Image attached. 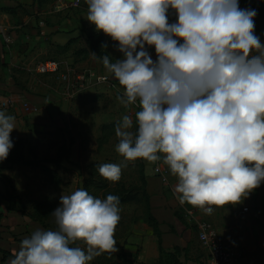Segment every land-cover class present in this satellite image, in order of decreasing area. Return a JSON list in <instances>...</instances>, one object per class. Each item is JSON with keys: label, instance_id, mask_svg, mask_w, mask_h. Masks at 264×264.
<instances>
[{"label": "clouds", "instance_id": "obj_1", "mask_svg": "<svg viewBox=\"0 0 264 264\" xmlns=\"http://www.w3.org/2000/svg\"><path fill=\"white\" fill-rule=\"evenodd\" d=\"M84 2L86 19L119 42L122 58L102 57L123 88L118 99L139 109L115 126L116 151L124 161L155 162L162 153L177 178L173 192L179 202L206 214L213 206L241 202L259 187L264 182V43L255 34L257 11L241 8L239 0ZM170 9L177 17L172 23ZM14 121L0 109V161L14 146ZM126 166L96 168L115 182ZM119 204V196L102 199L85 188L62 195L51 213L57 227L24 238L10 264H89L101 251H117ZM76 241L86 250L73 246Z\"/></svg>", "mask_w": 264, "mask_h": 264}, {"label": "crops", "instance_id": "obj_2", "mask_svg": "<svg viewBox=\"0 0 264 264\" xmlns=\"http://www.w3.org/2000/svg\"><path fill=\"white\" fill-rule=\"evenodd\" d=\"M169 13V23L175 22L177 19L175 10L170 9ZM87 14V5L84 0H79L78 4L77 0H0V36L3 42L1 43L0 41V109H6L7 114L15 117V126L24 121L28 116L26 114L32 116V111L36 109L39 111L40 105H37L39 104V97H37L38 95L35 91L38 90L37 85L39 82L36 81L38 79L37 75L40 74L35 73L34 69L40 62L52 60L49 57L55 56L60 58L58 59L59 61L74 64V61H77L74 60V54L77 49V51H82L83 60L80 62L81 64L76 63L74 65L84 69H91L97 73L100 72L96 64H90L91 59H89V56L95 52L88 50L85 42L89 31L94 28L96 29L95 25L86 19ZM100 32L106 38L108 49L117 55L122 54L118 51L119 42L114 41L102 30ZM260 39L264 43V36L261 35ZM70 42L71 44L68 45ZM77 45L80 48H76ZM148 51L153 60H155V48L151 46L148 48ZM29 61H32V63H28ZM27 72L31 74V80L27 77H22ZM40 76L50 77L57 84L50 85L55 96L60 98L58 102L52 105V108H56V111L53 112H57L59 110L57 103H61V100L63 102L65 100L68 101L71 91L61 85L52 75ZM21 80H24L25 83L21 84ZM27 81L31 83L28 82L27 84ZM28 98L32 101H29ZM51 100L54 101L49 97L46 105ZM23 112L26 114H23ZM132 113L134 114L135 112ZM56 119L59 118L57 117ZM17 127L18 129L20 128L19 126ZM18 129L15 132H11L10 136L12 138L18 133ZM21 137L22 135L17 139ZM12 149L10 152H12ZM24 155L29 160L26 154ZM4 161L7 160L4 159ZM30 161L33 162L35 159L31 158ZM1 164L3 163L0 161V168ZM149 168L154 171V166L151 169V166L146 164V179ZM153 173L155 175V172ZM259 191L262 193L258 194ZM252 192L254 194H251ZM247 199L252 203L251 207H240L239 203L229 204L222 208L216 207L210 215L202 216V218L206 217L219 226L217 215L220 213L224 223L223 230L228 232L233 240V248L237 255L234 264H264V255L261 258L238 256L239 250H249L251 246L254 248L255 245L256 248L264 250V225L261 224L262 222L264 223V210L262 207L264 204V182L252 190L242 201ZM177 201L179 202L178 199ZM150 203L152 213L160 223L164 249L166 251H173L175 247L184 249L180 260L185 264L182 256L187 254L189 245L192 243L193 234L198 236L196 226L192 224L184 212V206H192L179 202L184 220L179 219L180 223H178L175 213L179 210L171 208V210H161L158 208L159 204H157V201H153V197L152 199L150 197ZM245 208H248V211H244ZM28 213L17 207L16 204L15 210H12L10 195L0 189V215L2 216L0 217V249L7 253L4 255L0 252V264H10V261L19 249L20 242L24 238L30 237L35 230L56 228L53 225H44L39 221L33 220L28 216ZM125 215H128V218L133 216V214ZM125 215H123V218H125ZM124 221L125 224L118 228L127 232L125 243L121 248L123 258L117 259L118 264H159V240L152 226L146 222V217H144V220L141 219L140 222ZM253 223H256L257 227H252ZM218 228L222 230L220 226ZM180 233L184 236L185 233H188V240L186 242L183 236V238L180 237ZM207 262L208 256L206 253V264Z\"/></svg>", "mask_w": 264, "mask_h": 264}, {"label": "rangeland", "instance_id": "obj_3", "mask_svg": "<svg viewBox=\"0 0 264 264\" xmlns=\"http://www.w3.org/2000/svg\"><path fill=\"white\" fill-rule=\"evenodd\" d=\"M258 36L260 37L261 35L259 34ZM0 41L3 43L1 36ZM76 48L80 47L77 45ZM105 50H107L106 54H109L111 62L123 57L122 54L117 55L112 53L108 47L105 48ZM82 56V51H77L76 49L74 60L77 61H74V64H81L80 62L83 60ZM49 59L58 60L60 58L53 56L52 58L49 57ZM89 59H91V65L96 64L100 69L99 74L110 75L112 79L116 81V88L97 84L90 86V88L84 92H79L75 95L71 93L68 97L69 100H65V103L61 100V103H57L59 105V110L53 112L56 111V108H52V105L58 102L60 98L55 96L50 85L57 84L52 78L50 79V77L37 75L38 79L36 82L39 83L37 85L38 90L35 92L38 95L37 97H39V104H37L38 106L40 105L39 111L38 109L32 111V116L23 112V114L28 116L22 123L17 124V126L20 127L19 129L15 126L16 128L12 131L15 132V130H19L13 138L11 137L13 145H16V147L22 150L29 160L33 158L35 161H33L34 163L31 166L22 163H14L9 157L6 158L7 161H1L3 164H1L0 168V189L3 192H7L9 195L13 194L16 196V206L23 209L25 212L34 213L36 206L41 202H48L54 211V209L59 206L60 197L62 195H68L78 188H84L86 180L90 177L89 165L94 162H99L101 164L126 163L127 166L122 168V175L119 181L113 182L101 177L108 182L112 192L119 188H128L132 190V194L139 196V198L143 197L141 190L143 180L146 179L145 167H140L138 165V160L124 161V158L116 151L119 138L116 136L115 131L116 123L120 121L124 115H129L134 118L135 113L133 114L132 112H136L139 109L135 104L125 106L121 103L120 99H118V97L123 94V88L105 68L102 57L96 56L94 58L92 54L89 56ZM28 63H32V61ZM23 75V78L27 77L30 79L31 74L29 72ZM21 81V84L25 83L24 80ZM28 82L29 81H27V84ZM28 87L30 88V86ZM49 97L54 101L51 100L50 103L46 105ZM29 101L32 100L29 99ZM27 113L30 112L28 111ZM57 117L61 120L56 119ZM21 135L22 137L17 139ZM62 148L63 150H61ZM15 151L14 148L11 153L13 154ZM160 156L163 165L169 171V182H162L154 175V171L149 168L148 177L146 179L149 196L151 194V199L153 197V201H157V204H159L158 208L161 210H169L170 208L180 210V203L177 201L178 194H174L173 192V188L177 183V178L171 174L168 165L164 163L162 153H160ZM50 160L54 161L52 162ZM144 164L151 166V169H153L155 162L144 160ZM45 166L54 170L60 177V180L52 179V174L45 172ZM259 193L262 192L259 191L258 194ZM251 194H254V192ZM98 198L103 199L101 192L98 193ZM251 204L252 203L248 199L239 202L240 207H251ZM262 207L264 210V204ZM119 208L121 219L116 226L114 234V238L117 240V251L113 253L116 257L122 255L121 248L125 243V236L127 234L126 230H120L118 228L125 224L124 220L134 222H140L141 219L144 220V217H146V200L122 204L119 205ZM47 209L48 207L42 212V218L45 217ZM125 214H133V218H128V215ZM123 215H125V218H123ZM176 219L177 222L180 223V220L178 218ZM186 220L188 221L187 218ZM46 221L51 226L57 227L53 215L50 220L46 218ZM217 221L218 225L223 230L224 223L220 213L217 215ZM189 224L191 225V223ZM261 224L264 225L263 222ZM254 226L257 227V224L253 223L252 227ZM225 233L230 236L228 232L225 231ZM182 236L186 242L188 240V233H185V236L180 233V237ZM191 242V244L189 243L187 254L182 256L185 264H206L207 252L202 247L196 234H193ZM73 246H79L85 250L87 248L83 241H76ZM263 255L264 250L256 248V245L254 248L251 246L249 250H239L238 254L239 257L248 256L251 258H261ZM97 256H95L89 264H92Z\"/></svg>", "mask_w": 264, "mask_h": 264}, {"label": "trees", "instance_id": "obj_4", "mask_svg": "<svg viewBox=\"0 0 264 264\" xmlns=\"http://www.w3.org/2000/svg\"><path fill=\"white\" fill-rule=\"evenodd\" d=\"M239 6L241 8H252L257 11V15L254 17V23H255V33H258L262 36H264V0H239ZM86 46L88 50L95 52L98 57H103L106 54L105 48H102V44H106V38L103 33L100 31H97L95 28L91 29L89 33L87 34V37L85 38ZM71 42L68 44L70 45ZM15 148L16 153L9 152L8 157L13 161L14 163H22L24 165L31 166L34 162H31L30 160H27L22 150H20L16 145H14L13 149ZM63 150V148L61 149ZM138 165L142 168L145 167L144 159H137ZM54 161V160H50ZM101 163L94 162L89 165L90 170V177L86 180L84 184V188L94 197H98V193H102V197L106 198L107 195H116L120 197V204H126L130 202H141L143 200H146V219L148 223L152 226L155 235L158 237L159 244H160V261L159 264H184L181 262L180 257L183 254L184 249L180 247H175L173 251H166L162 244V231L160 228V223L157 220V218L152 213L151 203H150V196L149 192L147 190V180H143L142 184V193L143 197L139 198V196H136L132 194V190H129L128 188H119L116 189L114 192L110 190L108 182H106L101 175L99 174L98 169L96 168V165H99ZM45 172L52 174L51 178L54 180H60V177L55 173L54 170L48 167H44ZM145 198V199H143ZM11 199V208L12 210H15V201L17 200L16 196L13 194H10ZM48 207L47 212L45 213V217L42 218L41 214L44 209ZM53 208L50 206L48 202H41L39 203L34 213H28V216L32 218L35 221H39L42 224L46 225L48 224L46 221V218L48 220L52 217V210ZM25 212V211H24ZM185 212V211H184ZM176 218L184 220L183 214L181 211H176L175 213ZM0 217H2L0 215ZM50 225V224H48ZM195 225V224H194ZM196 226V225H195ZM197 228V226H196ZM0 252H2L4 255L7 253L0 249ZM123 258L122 255H118L117 257L114 255L111 251H102L99 256L96 257V260L92 264H118L117 259Z\"/></svg>", "mask_w": 264, "mask_h": 264}, {"label": "built area", "instance_id": "obj_5", "mask_svg": "<svg viewBox=\"0 0 264 264\" xmlns=\"http://www.w3.org/2000/svg\"><path fill=\"white\" fill-rule=\"evenodd\" d=\"M34 70L35 73L40 75L54 76L61 85L65 86L74 95L97 84L116 88V82L109 75L99 74L91 69L80 68L59 60L52 59L40 62ZM154 172L162 182H169V171L165 168L161 159L155 161ZM184 211L186 217L197 226L199 242L207 252V264H234L237 255L233 248V240L210 219L202 218V216L210 214H206L202 209L193 206H184ZM244 211H248V208H245Z\"/></svg>", "mask_w": 264, "mask_h": 264}]
</instances>
